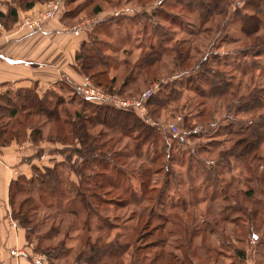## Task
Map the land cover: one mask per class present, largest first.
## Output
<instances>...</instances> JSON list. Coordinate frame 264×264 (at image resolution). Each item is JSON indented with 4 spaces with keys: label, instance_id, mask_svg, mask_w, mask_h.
I'll return each instance as SVG.
<instances>
[{
    "label": "rangeland",
    "instance_id": "obj_1",
    "mask_svg": "<svg viewBox=\"0 0 264 264\" xmlns=\"http://www.w3.org/2000/svg\"><path fill=\"white\" fill-rule=\"evenodd\" d=\"M50 1L54 0L41 1V7L31 14L39 16ZM97 6L102 13L94 12ZM198 12L205 18L200 20ZM61 14H66L62 22L66 34L88 30L87 18L95 17L86 40L90 50L108 62L84 71L76 59L78 81L63 75L40 96L52 112L58 110L60 119L27 112H21L18 119L25 131L36 128L42 132L31 138L38 146L36 155L51 153L57 155V162L63 161L59 169L66 190L65 195L57 193L63 202L67 197L75 199V185L81 182L79 171L90 178L89 186L87 180L80 186L102 194V201H93L103 223L93 217L88 230L78 215L42 204L37 209V218L42 221L39 232H34L29 241L26 238L22 247L8 246L6 260L17 258V264H22L23 257L26 264H35L36 254L44 255L36 247L53 248L61 242L70 251L56 260L72 264L76 253L87 250L91 243L111 247L119 242L128 252L119 258L121 264H139L137 250L145 256L144 264H264V0H61L59 11L45 25ZM27 15L20 16L18 22ZM162 28L168 34L161 53H157L159 59L138 68L141 55L151 45L159 46L152 33L159 36ZM176 46L184 49L181 60L173 51ZM80 49L81 45L76 55ZM205 68L225 74L232 84L227 94L220 96L214 89L216 97L209 95L207 83L213 77L203 72ZM85 82L108 97L95 100L83 94L79 88ZM149 91L152 97L143 101ZM8 95L17 99L14 91ZM117 98L129 100V105H116ZM156 98L164 103L155 105ZM97 105H114L132 112L155 126L158 134L136 151V131L89 122L87 129L97 149L86 154L92 160L84 165L74 150L78 143L72 124L78 112L94 116L100 110ZM252 119L261 123L254 125ZM7 120L6 115L0 118V126ZM249 126H257L262 134L253 138H260L254 157L245 163L242 158H227L218 166L210 165L219 153L242 138L241 131ZM179 136L185 137L184 141L176 139ZM191 148L196 149L193 159L185 153ZM112 154L116 166L111 164ZM150 158L153 161L149 162ZM57 162L38 168L46 175L45 167H54ZM213 168L217 171H212V178H204L202 172ZM38 174L32 169L30 176H19L10 184L11 218L19 227L13 213L25 198L39 194L31 180L23 179ZM108 175L116 183L114 188L107 182ZM149 177L152 191L146 197L164 192L154 203L156 213L152 216L142 215L131 195L136 191L140 194L141 181ZM19 178L23 189L18 191L15 183ZM96 180L103 183L101 188L94 187ZM46 191L50 202L52 193ZM32 214L30 211L31 218ZM52 225L58 234L39 241L38 235ZM12 249L18 250V255L12 256ZM159 251L162 258L156 261ZM3 261L0 257V264Z\"/></svg>",
    "mask_w": 264,
    "mask_h": 264
},
{
    "label": "trees",
    "instance_id": "obj_2",
    "mask_svg": "<svg viewBox=\"0 0 264 264\" xmlns=\"http://www.w3.org/2000/svg\"><path fill=\"white\" fill-rule=\"evenodd\" d=\"M40 1H44V0H19L20 3H18V0H11L10 2L12 4L9 8L8 13H4L2 10H0V22L4 26H7V27H8V21H11L12 24L16 23L19 20V14H18L19 8L28 10L32 8L35 5V3L40 2ZM0 3H1V0H0ZM251 3L252 5L255 4L253 2ZM100 10L101 8L97 6L94 9V12L97 13ZM197 16L200 17V20L205 18L202 12H198ZM257 24L258 26L261 25V20H259V18H257ZM156 28H161V27L158 26ZM160 30H162V32L159 33V36L156 33H152L153 36L157 37L159 46L157 47L155 45H151L149 47L150 48L149 51L145 52L146 55L145 54L141 55L139 59L141 62L138 65H136L138 68H140V66L144 64L150 63L153 60V58L159 59V57H157V53H161V50H162L161 46H163L162 45L163 41L167 39L166 34H168V32L164 30L163 28ZM90 35L91 33H89V37ZM87 41L88 40H84L81 43V49L76 55V59L84 71L90 67H94L95 65H98V64L101 65V64H105L108 62L104 58L97 56L95 52H92L90 50V46H88ZM95 51L99 52L100 49L96 48ZM173 51L177 55L176 59L181 60L184 58L185 52L183 48L176 46L173 48ZM199 65L200 67L202 66V64H199ZM203 70L205 74L211 73L213 77L211 79V82L207 83L209 85V88L211 89V91L209 92V95H211L212 97H216L217 94H216V91H214V89L219 91L220 96L228 93V90L232 84L228 83V81L225 79V74L223 72H221L220 70L212 69V68H205ZM215 76L217 78H215ZM240 87L241 85L239 84L237 89H240ZM15 96L17 97V99L13 97H9V96H4L5 97L4 103L7 104L8 107L4 108L3 106L0 105V118H2L4 115H6L8 118L6 124H2L0 126V146L6 145L8 142H10L11 140L15 138L17 140H24L25 137L27 136L28 131L27 130L25 131L21 127V125H23L22 120L18 119L19 114L21 112H27L28 115L42 114L43 116H46V117L48 115L49 117L53 116L54 119H57V120L60 119L58 110L57 111L55 110L54 112H52L49 108H47V103L46 102L44 103V100L42 101L43 98L39 97L34 91L19 90L15 93ZM156 99L159 101L157 100L154 101L155 105H162V103H164V101H161L163 99H160V98H156ZM97 107L100 110H98L94 116H86L85 114H82L81 112L76 113L77 120L76 122H73L72 124L74 127L73 135H74V138L76 139V142L78 143L77 147L74 148V150L77 152L78 156L82 158L81 159L82 164L84 165L87 162H91L92 159L87 158V155L88 153H90V151L95 150L94 147H96L94 146V139L87 129V124L89 122L93 124L100 123V124L106 125L109 128L110 127L111 128L121 127L125 132L126 131L127 132L136 131L137 132L136 137L138 138L137 143L134 145L135 147L134 149L136 151H139L144 143L151 142L154 139V136L158 134V131L155 129V126L144 123L142 120L135 117V115L132 112L126 111L114 105L113 106L112 105H108V106L97 105ZM252 122L254 125H259V123H261L260 119H257V121H254V119H252ZM255 127L257 126H252V127L249 126L247 129H243L240 133L242 138H239L237 141H235L232 147L228 151H225L224 153L221 152L218 154V157H216L215 159L217 164H215V161L213 160V162H211L210 165L214 164L218 166V164L224 163V160H226L227 158H228V161H229V158H230V161H232V158L236 160H238L239 158H242L243 159L242 161H244L245 163L248 160V158L254 157L253 152L259 147L257 143L260 138L258 139V141H256V139L253 140V138L262 135L260 130ZM41 133H42L41 131L39 130L37 131L36 128H33L30 136L31 138L33 137L36 138V137H39ZM176 139L180 141H184L185 137L179 136V137H176ZM238 151L240 152V154H236ZM185 153L187 154L189 153L188 155L190 159H193V157L196 156L195 155L196 149L194 148L187 149ZM110 158H111L110 159L111 164H113V166H116L117 160H116L115 154H112ZM150 161H153V158H150L149 162ZM62 162L63 161L57 162L54 167H45V171L47 172L46 175L44 174V172L43 173L41 172V170L38 168L39 166H35L33 169H37L39 172L36 178L35 177L33 178L32 176L31 179H27V178L23 179L26 182H28V180H31L33 182L32 184L34 185V188L39 191L38 196H29L25 198L21 202V208L18 211H16L15 214L13 213V215H15L14 218L19 220V225L25 229L26 238L28 241L31 238V235L34 234V232H39V227L42 221L37 218V209H39V207L42 204H46L49 206L56 205L57 209L58 208L66 209L67 213L78 215L79 218L81 217L83 219V226H87L88 230L91 229L90 224H92L91 219L93 217L96 219V221H98L97 223H101V222L103 223L102 214H100L101 211L99 210V208H97L98 206L93 201L94 199L97 201H102V194L100 196V194H98L96 191L82 189V185L84 186V184L80 186L81 182L83 183V180L84 181L87 180V184L89 186L90 183L88 181L91 182V180L88 176H86L87 177L86 178L82 173H80V171H79V176H80L81 182L80 184L75 185V189H76V192L74 193L76 196L75 199L70 200L69 197H67V202H63L61 200V197L58 196L57 193L65 195V190H66L64 181L62 179L63 176L61 175V170L59 169V166L63 165ZM212 171L216 172L217 168L209 169L208 172L206 173L202 172L204 175V178H208V179L212 178V176L214 175V172ZM106 178L108 179L107 182L113 185V188H114L116 183L112 180L111 176L108 175V177ZM19 180L21 179L19 178L15 183L18 191L21 188L23 189V186L20 184L21 182ZM150 182H151L150 177H149V180L147 181H141L140 194L136 191V192H131V195L132 197H134L132 198V200L135 203V205H137V207H140L141 214L142 215L148 214L152 216L154 215V213H156L155 212L156 206L154 205V203L158 201L157 199L162 198L164 196V192L161 191L156 196L152 195V196L146 197V194H149L152 191L149 188ZM68 183L73 186L75 184L72 181ZM101 184L103 183L96 180L94 182V187L97 188V186L98 187L102 186ZM71 185H69V189L75 190L74 187H72ZM46 190H50L52 193L51 198H50L52 200H50V202H47L48 199L46 196L47 195ZM67 196H69V193ZM35 197L39 198L40 199L39 201L41 202L36 201ZM53 200H55L56 202H54ZM70 202L72 203L71 205H70ZM73 204H75V206H73ZM30 211L33 212L32 218L30 215ZM36 220L37 222H35ZM55 233L58 234V231H56L55 225H52L46 233L39 234L38 239L39 241L43 240L44 238L52 239L53 236L56 235ZM59 244L60 246H57L56 244V246L53 248H50L49 247L50 245H49L47 248L40 249L36 247V249L39 250L41 253H43L48 258V261L50 260V264H65V263H60L56 259H59V258L61 259L65 257L66 255H68L70 250L64 249V244H62L61 242ZM107 245L108 244L98 246L95 243L94 244L91 243L88 246L87 250H82L76 253L77 259L72 264H82V263L84 264H121V262L119 261V258L124 253L128 254V252H126L127 251L126 246H125V249H123L124 247L122 243H119V242H115L114 245H111V247ZM136 253H137L136 259L138 261L141 260L139 264H144L145 256H143L141 254L142 252L138 250ZM157 253L158 254L155 255L154 257L156 261L162 258L161 252L159 251Z\"/></svg>",
    "mask_w": 264,
    "mask_h": 264
},
{
    "label": "crops",
    "instance_id": "obj_3",
    "mask_svg": "<svg viewBox=\"0 0 264 264\" xmlns=\"http://www.w3.org/2000/svg\"><path fill=\"white\" fill-rule=\"evenodd\" d=\"M10 1L1 0L0 10L8 13L12 4ZM40 2L35 3L28 10L19 8V17L36 11L41 7ZM65 15H58L57 18L47 22L44 33H15L14 28L18 21L8 27L2 24L0 27L1 106L8 107L4 103V96H9L8 93L11 91L16 93L19 90H33L40 97L51 85L57 84L63 75L78 81L74 68L76 52L81 43L87 39L90 27L96 20L95 17L87 18L89 28L85 27L88 30L84 32L66 34L62 25ZM30 134L31 131H28L26 139L15 138L6 145L0 146V257L4 258L2 264H17V258H13L11 262L6 260L9 255L7 247L15 244L22 247L26 243L25 229L19 227L11 218L9 197L11 182L19 176H30L34 166L50 165L51 161H58L57 155L51 153H45L41 157L36 155L38 146L33 142ZM20 259L22 264H26L23 257Z\"/></svg>",
    "mask_w": 264,
    "mask_h": 264
},
{
    "label": "built area",
    "instance_id": "obj_4",
    "mask_svg": "<svg viewBox=\"0 0 264 264\" xmlns=\"http://www.w3.org/2000/svg\"><path fill=\"white\" fill-rule=\"evenodd\" d=\"M61 7V0H54V1H50L46 7V9L39 15V16H33L32 14L24 16L23 20L21 22H18V24L15 26L14 28V32L15 33H27V34H31V33H38V32H42L44 33L45 31V23L46 21L53 15L55 14V12L59 11ZM1 23H0V27H1ZM66 30V29H65ZM79 90L85 94L88 95L90 97L95 98V100H101L105 97H108V95H105L104 93H102L98 88L91 86L88 83H83L81 85V87L79 88ZM153 94L152 91L147 92L144 96H143V101L146 99H148L151 95ZM115 104L120 106V107H124L129 105V100L127 99H120L117 98L114 100ZM146 105V104H145ZM18 250L16 249H12L10 251V254L13 255H18ZM35 264H41V261L45 264H47V258L45 255H38L36 254V260Z\"/></svg>",
    "mask_w": 264,
    "mask_h": 264
}]
</instances>
